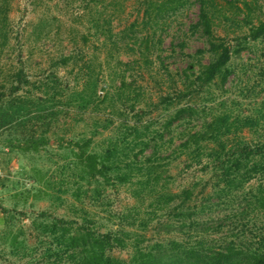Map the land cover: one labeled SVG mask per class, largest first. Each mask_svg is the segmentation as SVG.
<instances>
[{
    "label": "rangeland",
    "instance_id": "1",
    "mask_svg": "<svg viewBox=\"0 0 264 264\" xmlns=\"http://www.w3.org/2000/svg\"><path fill=\"white\" fill-rule=\"evenodd\" d=\"M204 9L215 39L233 49L264 20V0H0V264H69L52 234L60 219L106 232L129 212L128 233L158 238L157 219L141 226L154 197L135 176L113 178L136 174L133 163L141 167L159 147L155 157L174 162L159 169L176 177L173 190L197 182L190 203L206 208L193 210L203 232L264 246V170L236 171L225 183L214 178L208 156L186 168L179 150L187 123L203 130L216 117L225 121L228 146L264 143V35L242 39L227 79L192 95L199 117L171 124L188 103L183 96L179 105L180 94L215 59L209 37L195 27ZM135 127L161 130L163 145L155 148L154 138L144 149L136 145ZM116 146L120 153L109 154ZM89 158H110L101 186L86 177ZM255 161L260 167L264 160ZM127 242L112 253L126 258Z\"/></svg>",
    "mask_w": 264,
    "mask_h": 264
},
{
    "label": "trees",
    "instance_id": "2",
    "mask_svg": "<svg viewBox=\"0 0 264 264\" xmlns=\"http://www.w3.org/2000/svg\"><path fill=\"white\" fill-rule=\"evenodd\" d=\"M149 7L147 15H152V6ZM206 10L204 9L201 13L195 27L202 29L203 34L209 37L210 48L208 50L215 54V59L207 64L205 68H202L200 73L194 77L189 90L180 94L179 105L187 97L188 103L179 106L176 113L171 115V124L175 119L199 117L200 109L196 107V103L193 101L194 96L192 95L198 89H203L204 86L211 83L216 77H220L223 80L227 79L231 73L229 64L232 55L242 50V39L251 37L253 40H256L264 35V20H261L258 25L251 28L250 34L241 38L240 36L237 37L240 42L233 49L232 45L226 41L219 42V40L215 39L212 31L214 18ZM206 113L208 114L205 110L201 111L203 116L208 117L209 114L206 115ZM219 119L221 118L216 117L212 118L211 122L205 121V128L203 130L198 129L199 131L195 130L196 127L192 128L187 123L189 131L186 133V140L180 144L181 147L179 148L186 159L190 161L187 163L186 168H189L188 165L193 162L195 164L202 163V155L205 154L213 163L214 178L219 179V177H222L225 183L229 181V175L233 172L236 173V171L238 173L241 171L242 176L247 173H256L258 169H261L259 171H263L264 161L260 167H257L258 161L255 160L257 158L264 160V143L252 145L241 141L237 145L228 146L227 140L222 139L226 135L227 126L222 131L225 121L222 119L223 122L217 121ZM212 122L216 123V125ZM133 130L136 132L133 139L134 142L136 145H143V149L148 145L150 138H154L155 148L163 145L162 142L159 144L157 140L158 136H162L161 130L155 128L142 132L136 127ZM122 141L124 142L125 140L123 139ZM126 144L127 146L129 145V143ZM136 145H133V148ZM120 149L116 146L113 149L108 148L107 151L109 154H119ZM156 151L159 152L160 147ZM156 151L155 154L153 153L154 157L157 154ZM230 154H233L234 158H231ZM154 157H150L148 160L145 159L141 167L137 163H133V166L137 170L136 174L124 175L122 177L120 174H116L113 179L121 182L135 176L131 179L138 178V185L143 191H146L149 196L152 195L154 197L151 203L152 210L147 212L149 217L143 220L141 226L143 225V229H146L152 221L157 219L159 226L163 227V229L160 228L157 231L158 238H152L147 242L142 235L128 233L125 230V221L129 220V212L127 215L119 216L120 224L117 230L106 232H100L90 226L81 225L77 220L60 219L56 220V223L52 227V234L55 231V234H59L55 240L59 245L57 255L62 261L65 257L64 255L68 254L69 264H264V246L258 248L251 247L257 243L254 240L247 245L244 242H239L238 238L229 239L227 237H220L217 239L209 235L208 232H203L204 230H201L199 226L200 220L195 219L193 212L194 207L202 208L203 205L196 204L195 206L190 203L193 202L195 195L198 194L197 182L189 183L176 192L170 186L175 183L176 177L164 174L162 170L159 171L160 168L170 163L173 165L174 162L163 164L160 157ZM221 157L223 162L215 163V159ZM252 161L253 166H250L249 163ZM114 162H119V157ZM109 163L110 158H102L100 163H98L97 159L90 160L89 158V162L84 170L87 173L86 177L88 178L89 176L88 180L90 183L94 181L96 185L101 186L103 181L109 180ZM150 167L152 168L149 169ZM246 168H249V171ZM98 193L100 194L99 191ZM203 209L206 208L203 207ZM156 216L159 217L156 218ZM163 218L164 220H162ZM187 218L190 220H187ZM164 235L167 236L164 237ZM128 239H130L132 246L130 255L124 258L112 253V250L116 247L122 249L128 248Z\"/></svg>",
    "mask_w": 264,
    "mask_h": 264
}]
</instances>
